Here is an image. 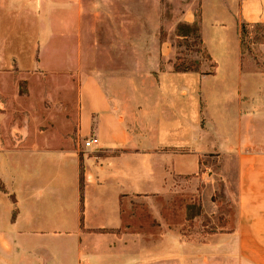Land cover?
<instances>
[{"label": "crops", "instance_id": "0c3cea01", "mask_svg": "<svg viewBox=\"0 0 264 264\" xmlns=\"http://www.w3.org/2000/svg\"><path fill=\"white\" fill-rule=\"evenodd\" d=\"M200 15L211 70L176 72L138 0H0L6 264H138L124 206L194 178L215 154L236 157L238 216L214 251L229 244L232 260L264 264V73L240 53L239 29L264 25V0H200ZM258 52L264 64V42ZM90 136L98 144L79 154L76 139Z\"/></svg>", "mask_w": 264, "mask_h": 264}, {"label": "rangeland", "instance_id": "374dc122", "mask_svg": "<svg viewBox=\"0 0 264 264\" xmlns=\"http://www.w3.org/2000/svg\"><path fill=\"white\" fill-rule=\"evenodd\" d=\"M191 12L197 22L200 0H138L143 30L149 36L153 35L158 44L168 41L175 59L180 58L185 66L198 72L207 71L209 65L202 64L206 55L200 44V35L193 29L196 23L186 21ZM243 24L239 25L240 32ZM244 30L243 41L248 49L244 55L254 60L258 72L264 73L258 52L259 44L264 42V25L245 24ZM18 44L21 43L16 41ZM31 87L38 92L41 86L34 84ZM44 87L45 93L56 95L55 84ZM28 91L26 83H19L17 93L23 96ZM17 115L21 118L22 113ZM83 139L78 138L75 142L79 154L88 150L83 147ZM236 162V157L231 154L208 156L203 159L199 174L194 178L171 180L164 193L138 197L124 206V229L138 231V264H247L245 259L238 257L232 260L229 244H223L221 253H215L216 245L211 240L237 229ZM81 182L80 174V194ZM184 246L190 247L186 249ZM0 264H6V261L0 259Z\"/></svg>", "mask_w": 264, "mask_h": 264}, {"label": "trees", "instance_id": "16d2710c", "mask_svg": "<svg viewBox=\"0 0 264 264\" xmlns=\"http://www.w3.org/2000/svg\"><path fill=\"white\" fill-rule=\"evenodd\" d=\"M193 23H196V24H194V26H196V27L193 28L194 31L197 32V33H199V35H200V30H201V16L199 15L197 22H193ZM256 25L260 26L262 24H256ZM244 27H245V24L241 25L242 30L240 32V53L242 55H244L245 52H248V49H246V47L244 45V41H243L244 34H245ZM178 37H186V35H182V36H179L178 35ZM200 44H201V41H200ZM207 58H208V56H207ZM174 71H176V72H198V70L195 69V68H193V67L185 66V64L182 62V60L180 58H176L175 59V62H174Z\"/></svg>", "mask_w": 264, "mask_h": 264}, {"label": "built area", "instance_id": "2783aa9c", "mask_svg": "<svg viewBox=\"0 0 264 264\" xmlns=\"http://www.w3.org/2000/svg\"><path fill=\"white\" fill-rule=\"evenodd\" d=\"M98 144V139L95 136H90L83 140V147L85 149H91Z\"/></svg>", "mask_w": 264, "mask_h": 264}]
</instances>
